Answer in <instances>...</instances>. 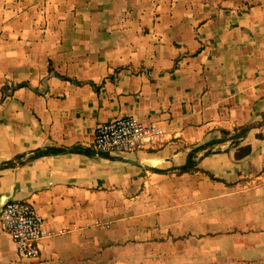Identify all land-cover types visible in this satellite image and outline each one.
<instances>
[{
	"label": "crops",
	"instance_id": "1",
	"mask_svg": "<svg viewBox=\"0 0 264 264\" xmlns=\"http://www.w3.org/2000/svg\"><path fill=\"white\" fill-rule=\"evenodd\" d=\"M122 115L161 141L94 150ZM9 199L49 235L21 256L0 220V264H140L216 212L225 260L264 264V0H0V211Z\"/></svg>",
	"mask_w": 264,
	"mask_h": 264
},
{
	"label": "built area",
	"instance_id": "2",
	"mask_svg": "<svg viewBox=\"0 0 264 264\" xmlns=\"http://www.w3.org/2000/svg\"><path fill=\"white\" fill-rule=\"evenodd\" d=\"M162 134V128L155 121L145 123L137 116L122 115L97 123L92 145L96 151L124 152L152 148L161 141ZM0 220L21 256H38L39 241L49 232L32 202L6 200L1 207Z\"/></svg>",
	"mask_w": 264,
	"mask_h": 264
},
{
	"label": "rangeland",
	"instance_id": "3",
	"mask_svg": "<svg viewBox=\"0 0 264 264\" xmlns=\"http://www.w3.org/2000/svg\"><path fill=\"white\" fill-rule=\"evenodd\" d=\"M166 186L173 185V180H163ZM214 189V188H211ZM169 198L167 199V205ZM201 218V219H200ZM213 218L214 226L194 228H170L160 242L144 245L145 259L140 264H237L228 262L222 254L220 212L199 214V222ZM210 222V221H209ZM187 225L189 223H186ZM135 253V258H136ZM135 264L137 260L135 259Z\"/></svg>",
	"mask_w": 264,
	"mask_h": 264
},
{
	"label": "trees",
	"instance_id": "4",
	"mask_svg": "<svg viewBox=\"0 0 264 264\" xmlns=\"http://www.w3.org/2000/svg\"><path fill=\"white\" fill-rule=\"evenodd\" d=\"M243 129L240 130L239 132L235 133V136L240 134H243ZM249 150L248 146H243L241 148H239L236 151V156H242L243 154L247 153ZM180 171H190V170H194L196 169V161L192 158V153H189L188 158H187V162L185 164H183L182 166L178 167ZM210 177L215 178L213 175L209 174ZM216 179V178H215Z\"/></svg>",
	"mask_w": 264,
	"mask_h": 264
}]
</instances>
